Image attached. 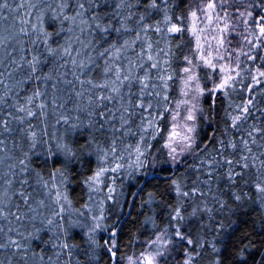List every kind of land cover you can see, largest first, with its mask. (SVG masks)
I'll use <instances>...</instances> for the list:
<instances>
[{"label":"snow or ice","instance_id":"obj_1","mask_svg":"<svg viewBox=\"0 0 264 264\" xmlns=\"http://www.w3.org/2000/svg\"><path fill=\"white\" fill-rule=\"evenodd\" d=\"M186 2L190 6L178 14L175 9ZM174 36L179 43L173 44ZM177 61L179 69L173 66ZM97 70L99 81L93 76ZM174 87L176 100L169 95ZM257 91L264 95V0H0V254L9 253L0 264H61L76 248L67 242L74 228L87 229L93 248L100 246L99 231L111 232L102 245L111 264H160L177 245L187 246L182 264H194L206 244L219 257L217 237L224 233L230 239L236 229L231 220H215L214 210L228 206L213 193V183L223 178L230 189L250 185L264 212V122L249 123L250 117L260 119L255 112L264 115L254 103ZM238 92L251 98L235 103L230 97ZM217 94L228 99L223 136L214 130L206 143L199 139L201 118L207 119L200 102ZM57 125L67 126L64 133L57 135ZM78 128L99 136L90 134L74 146L66 135ZM187 156L197 158L192 169L207 178L197 177L185 191L182 180L169 176L177 204L166 205L167 222L157 228L148 217L145 223L154 232L144 250L118 255L119 221L110 228L104 207L107 201L122 210L116 180L146 185L162 172L178 174L181 165L188 167ZM33 157L61 166L45 175ZM81 157L96 164L80 181L91 202L83 208L97 210L87 225L71 218L83 213L66 194L69 166H79ZM231 197L238 210L252 199L238 191ZM185 200L193 205L187 215ZM153 202L149 193L145 203ZM201 213L216 224L212 239L200 234L194 239L184 227ZM44 231L52 233L46 241ZM33 241L50 246L54 258L34 251ZM235 247L236 264H247L250 237Z\"/></svg>","mask_w":264,"mask_h":264},{"label":"trees","instance_id":"obj_2","mask_svg":"<svg viewBox=\"0 0 264 264\" xmlns=\"http://www.w3.org/2000/svg\"><path fill=\"white\" fill-rule=\"evenodd\" d=\"M179 2V0H177ZM194 2V0H193ZM190 5L188 2L184 3L181 7L176 8L175 11L178 14H183L185 9ZM237 7H241L239 4ZM137 11H143L142 9H134ZM243 10V7H241ZM229 12H234L235 8L229 7ZM155 17V14H154ZM158 18V17H155ZM152 21L150 20L149 23ZM150 35H152L150 33ZM153 39L156 37L153 35ZM173 44L179 43V37L174 36L171 38ZM187 39V36L184 37ZM233 46H236V37H232ZM162 46V45H161ZM177 55H180V52L177 51ZM177 69L182 66L181 61H177L174 65ZM48 67H51L49 65ZM47 70V69H46ZM55 71V70H54ZM94 78L99 81L100 73L99 70L93 73ZM71 79V77H68ZM25 88L28 86L25 85ZM63 88V85H60ZM135 90V86L134 89ZM24 93L22 92L21 95ZM169 95L173 100L179 98L178 87H174L170 91ZM66 98V97H65ZM251 98V95L244 96L242 93H237L231 95L230 99L235 103H241L243 100ZM213 100L215 103H213ZM254 103L258 109L264 110V95H261L259 91L255 92ZM66 107L71 109L73 107L72 102L70 101ZM111 107V105H109ZM202 107L205 110V115L207 119L201 118V128L199 129L200 140H204L206 143L211 140L212 133L214 130H218L220 136H223V128L225 126V116L224 111L228 108V99L217 94L214 98H209L207 96L202 98ZM254 117L260 118L259 120H254L252 117L249 118V123L253 122H264V115L261 111H257L253 114ZM81 119H84L81 116ZM51 123H54V119L49 116ZM36 121L33 120V123ZM118 126V125H117ZM167 127V125H163ZM66 125H57L56 132L57 135L64 133ZM51 131V129H50ZM99 136L98 133L89 132L87 128H78L75 132L66 135V139L71 142L74 146L78 147V143H83L84 139L88 135ZM105 136L110 134L105 131ZM235 135V133H233ZM15 139L19 140L20 135L17 134ZM129 143H134L133 138H129ZM160 143H163L161 141ZM153 144L156 145V141H153ZM158 147V145H157ZM215 145H211L209 151ZM26 150V149H25ZM186 162L188 167L180 166L179 173H169L162 172L160 173L161 179L152 180L151 183L146 185L141 181L136 184V187H132L127 179L118 178L116 184L118 191L122 193L118 197L122 210L115 209L111 202H105V211L107 219L105 223L111 228L116 221H119V224L116 227L119 229L117 231V243L120 248V253L118 255H131L133 252L142 251L145 247V241L153 237L154 229L152 223H145L148 217H152L157 225V228L163 226L167 222V217L169 213L168 207L166 205L175 207L177 204V198L174 191L171 188V180L168 179L169 176H175V178L183 181V190L187 191L193 187L194 182H197V177L203 180L207 176L203 172L193 171L192 166L198 164L196 157L187 156ZM35 161L34 166L37 167V170L42 171L45 175L49 171H52L54 167H60L61 163L58 160L50 159L47 163L44 162V158L33 157ZM96 164L94 158L81 157V163L79 166H69V182L66 185V194L69 200L72 201V207L80 209L83 213L82 216L73 214V220H80L84 224H90V217L93 212L89 213L86 209L83 208L85 203L91 204L88 200V191L85 185L80 181L89 174L90 170H94ZM74 168V170H73ZM143 187V191H140V188ZM202 191H207L203 185H200ZM212 191L219 197V199L225 201L228 207H225L222 211L217 213L215 210L213 216L215 220H221L224 223H227L229 220L234 222L235 231L232 233L230 239L229 236L221 233L216 239V245L221 249V254L219 257H216L214 253L211 252V249L207 246L201 251V255L197 257L194 264H213L214 259H220L223 264H236V256L234 255L236 249V244H238L242 237L249 236L253 244V248L250 250L251 254L245 253L247 259V264H264V212L254 203L255 201V192L251 186H244L238 184L236 188H229L227 186L226 180L223 178L216 180L213 183ZM233 191H238L241 194L247 192L248 195L252 198L249 201H245V207L243 210L237 209V204L232 200L231 193ZM139 193L138 196L135 195ZM149 193L153 196V203H145L149 198ZM131 194V195H130ZM38 199L42 198L41 196L37 197ZM101 197H97L100 199ZM200 198L197 197L194 204H198ZM210 207L215 208V202L211 199L208 200ZM187 215L188 212H191L192 206L185 200ZM229 207L232 211H229ZM95 207L93 206V210ZM234 213V214H233ZM47 215V213H45ZM203 225V226H202ZM36 226L39 227V221L36 222ZM65 227H67V217L65 219ZM184 227L192 233L193 238L195 239L197 234L204 236L205 240L213 238L214 230L216 224L214 220H209L206 214L201 213L200 216L193 217L187 221ZM86 228H74L69 230V236L67 237V242L70 244L76 245V248L73 250L71 257L65 258L61 257V264H111V257L107 251L102 247L105 241L109 240L111 232L99 231L96 235V240L100 246L95 248L91 247L87 242ZM42 240H48L51 238L52 233L41 232L40 233ZM223 241V242H221ZM187 246L177 245L173 250H170L169 255L166 258H163L161 264H182L185 259L184 248ZM32 248L34 251L43 254L46 258L48 256H53V250L47 244L40 243L39 241L32 242ZM191 250V249H189ZM9 256V253L6 251L0 254V259ZM54 258V256H53ZM15 264V261H14ZM31 264V262H29ZM124 264V262H122Z\"/></svg>","mask_w":264,"mask_h":264},{"label":"rangeland","instance_id":"obj_3","mask_svg":"<svg viewBox=\"0 0 264 264\" xmlns=\"http://www.w3.org/2000/svg\"><path fill=\"white\" fill-rule=\"evenodd\" d=\"M180 98V97H179ZM178 98V99H179ZM200 104H201V107H202V98H201V102H200ZM181 112L183 113V110H181ZM93 214L92 215H96L97 214V210L96 209H94L93 211ZM170 252V251H169ZM169 252L168 253H166V256L165 257H163V258H166L168 255H169ZM163 258H161V260H160V264H161V262H162V260H163ZM124 264H126V262H124Z\"/></svg>","mask_w":264,"mask_h":264}]
</instances>
